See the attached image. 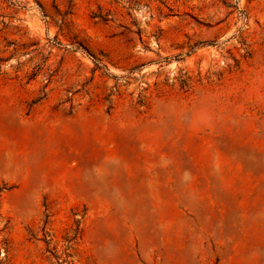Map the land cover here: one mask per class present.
Listing matches in <instances>:
<instances>
[{
	"label": "rangeland",
	"instance_id": "rangeland-1",
	"mask_svg": "<svg viewBox=\"0 0 264 264\" xmlns=\"http://www.w3.org/2000/svg\"><path fill=\"white\" fill-rule=\"evenodd\" d=\"M0 264H264V0H0Z\"/></svg>",
	"mask_w": 264,
	"mask_h": 264
}]
</instances>
